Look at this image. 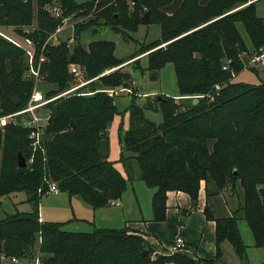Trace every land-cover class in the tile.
<instances>
[{
  "label": "trees",
  "instance_id": "1",
  "mask_svg": "<svg viewBox=\"0 0 264 264\" xmlns=\"http://www.w3.org/2000/svg\"><path fill=\"white\" fill-rule=\"evenodd\" d=\"M34 1L33 13L32 0H0V26L13 27L11 37L41 40L58 23L44 8L50 0ZM57 1L63 15L83 16L91 11L94 17L74 26L70 49L64 42L47 45L40 71L43 81L54 84L55 89L44 95L69 87L70 55L83 77L97 75V81L88 84L93 91L90 95L70 93L47 104L49 117L43 141L34 151L23 127L7 125L0 133V195L23 192L25 201L32 204L29 211L0 219V252L20 258L38 252L42 264H197L170 252L149 259L153 247L126 227L71 232L61 229L59 222L39 221L38 200L47 181L96 208L120 197L125 178L131 179L135 168L137 178L154 189L150 200L153 221L165 217L167 191L188 195L190 207L181 211L183 216L195 208L202 185L203 214L214 222V260H220V243L226 241L245 264L238 220L246 223L254 246H264V83L232 81V77L245 68L239 58L238 49L244 42L237 22L243 25L252 51H264V17L255 14L254 2L230 11L233 5L247 0H132L133 11L127 12L123 1ZM145 11L149 19L141 21ZM33 16L36 29L23 30ZM141 23L158 25L159 35L139 46L128 59L149 50L146 69L150 78H156L161 67L171 63L176 96L201 97L194 104L191 97L185 106L163 95L157 100L159 123L144 116L148 104L138 106L131 99L126 110L127 127L122 130L120 121L116 131L121 173L107 159V129L115 114L120 120L123 114L103 89L124 86L126 76L120 68L100 73L123 60L113 55L111 41L92 40L80 46L75 39L80 30L100 26H109L123 37L118 24L133 31ZM22 71L21 50L0 38V113L24 106L31 81L21 77ZM17 152L24 160L31 157V162L17 167ZM236 184L241 189L237 207L226 215L214 216L208 200L224 190L234 197Z\"/></svg>",
  "mask_w": 264,
  "mask_h": 264
},
{
  "label": "rangeland",
  "instance_id": "2",
  "mask_svg": "<svg viewBox=\"0 0 264 264\" xmlns=\"http://www.w3.org/2000/svg\"><path fill=\"white\" fill-rule=\"evenodd\" d=\"M74 1L80 3L88 0H74ZM107 1L108 4L109 3L115 4L117 1H123L126 7V11L127 12L133 11L132 0H107ZM32 3H33L32 10L34 11L35 1L32 0ZM244 3L245 4L233 5L230 11H233L235 9L242 7L243 5H246L248 3V0ZM254 12L257 16L264 17V0H259L255 3ZM88 13L83 16L76 15L75 18H80L82 19L81 23H85L89 19H93L94 17L93 15H91L92 14L91 11ZM33 19L34 16L32 18V21ZM30 25L27 26L26 28L27 31H31V27L33 26ZM118 27L122 29L123 37L121 34L114 32L109 26H100V27H89L80 30L75 39V42L80 46H85L89 41L92 40H108L113 42L114 45L113 55L117 59L123 60L121 65L125 63L123 64V66L124 65L125 66L120 69V73L126 76L125 81L127 83V84L125 83L124 86L119 85L112 88L116 90V93L112 94L111 97L113 99V103L115 104L117 110L122 114L127 113L126 112L127 107L130 103V100L132 99L134 103L138 106H141L143 104H148L149 106L148 109L144 111V116L147 119L159 123L161 121V114L158 111V102L156 96L163 97V95H165V96L173 97L174 102L176 104H182L185 106L189 105V100L192 96H188L184 98L180 96L174 97L177 94V90H176L173 66L171 63L164 64L163 67H161V69L159 70L156 78H150L149 72L146 69V55L149 50L146 49L140 54L135 53L132 58L128 59V56L134 53L139 48V46L141 45L143 46L144 44H147L158 37L159 35L158 25L156 24L147 25L145 23H141L133 31L127 30L126 28H122L119 24ZM236 27L239 31L242 43L243 41L245 42L244 45L242 44L241 47H239L238 49L239 57L241 56L243 62H246L248 61L249 56L253 52L252 51L253 49L249 50V48L245 46V44L250 45V41L246 31L244 30L243 25L240 22H237ZM10 28H3L2 26V29L0 28V30L5 34L12 36L13 30H11ZM69 32L70 31L68 29L64 30L61 33V39H66ZM163 45L164 44H161L159 46H163ZM72 46L73 44L71 45V47ZM142 55H144L145 57L139 58ZM244 67L245 68L240 73H238V75H236L235 78L236 80L234 79L235 75L232 77V81H242L250 84L264 83V66L254 67V66H249L248 63H246V66ZM116 68L117 66L112 67L110 69L115 70ZM110 69H106L100 74L103 73L106 74L109 71H112ZM94 77H95L94 80L97 81V75ZM69 79H70L69 86H71L75 84L77 80L84 81L90 78L83 77V74L80 70V75H78L77 77L70 76ZM90 82L82 86L80 90L83 92L91 91V89L88 88L89 87L88 84ZM38 89L41 90V92H43L44 94L45 92L54 90L55 85L49 84L48 82H45L42 79L38 84ZM121 89H125V90H121ZM144 93L147 95L151 94V96L141 97V94ZM193 97H197L198 99L201 96L194 95ZM40 112L44 113L46 112V109H42ZM109 136H110V144H112L115 147L114 148L112 146L111 154H117L118 152V150L116 149L117 132L115 134L111 131ZM135 177L136 176H133L131 179L125 178L126 179L125 189L122 192L123 194L121 193V198H120L121 201H123L122 208L124 210V214H123L124 217L121 216L118 208L114 212H111L109 214L103 211L102 210L103 208L97 209L96 212L94 213V211H92L86 204H84L78 196L68 195L65 191H61V190H59L57 194L42 195L39 198L38 200L39 216L44 221L61 222V223L64 222L63 226H65L66 224L65 221L68 218H70L72 215H74L77 216L78 218L83 219L78 223L80 224V226L84 228H86L84 225H86V223L90 222L91 220H93L94 225L99 224L101 226H106V227L112 226L116 228V227H120L121 224H123V220L128 218H130V220H133L135 218L146 219L151 216L150 218L152 219V212L150 206L151 197L148 192L149 190L145 188L142 182H139L141 181L139 178H136L139 180L134 181ZM132 180L133 182L130 183V181ZM48 182H50V180ZM235 192L236 194L231 199L229 198L230 195L227 190L221 191L218 194L219 197L216 198V201L217 204L220 205V208L222 210L225 211L226 205L229 207V209H234L237 207L238 202L241 201V189L238 184H236L235 186ZM235 196H239V198H236ZM223 201H226L227 203L225 204ZM108 207L109 209L115 208L111 206ZM31 208H32V204L25 201V196L23 192H12L6 195H0V219H2L7 214H12L14 212H26L29 211ZM210 208L213 210L214 216L219 215V213H217V211L214 209L213 206H210ZM105 215L106 218L108 217L112 218L111 220L115 222L114 225L107 226L102 222L101 219ZM67 222L70 223V221ZM180 222H185V219L180 218L179 223ZM208 227L209 226H207L204 229L201 237L204 243L203 244L204 250H208V248L212 247V239H210V237H212V232L210 233V237H209ZM237 228L240 234L241 241L245 245V261H246L245 264H264V246L262 247L254 246L252 236L244 220L242 219L238 220ZM62 229L66 231L68 230L65 229L64 227H62ZM37 241L36 243H38ZM160 251H161L160 248L156 247L149 255V259L161 253ZM199 262L201 263L203 261L200 260ZM0 264H7V263L2 261ZM240 264H244L243 261H240Z\"/></svg>",
  "mask_w": 264,
  "mask_h": 264
},
{
  "label": "crops",
  "instance_id": "3",
  "mask_svg": "<svg viewBox=\"0 0 264 264\" xmlns=\"http://www.w3.org/2000/svg\"><path fill=\"white\" fill-rule=\"evenodd\" d=\"M257 1H259V0H252V1H248V2H254V5H255V3ZM34 7L36 8L35 3H34ZM32 8H33V3H32ZM34 19L32 21V24L30 25V26H33V27H31V30L36 29V20H34ZM10 27L11 26H3V28H10ZM0 28L2 29V26H0ZM26 28L27 27H23L22 29L27 30ZM10 29L13 30V27H11ZM245 46L247 48H249V50L252 49L251 44L250 45L245 44ZM142 57H145V56L142 55L139 58H142ZM239 58H240V61L242 62V64L244 66H246L247 61L243 62L241 56ZM123 64H125V63H123ZM123 64L122 65L119 64L117 66V68L121 69L122 67L125 66V65L123 66ZM236 75H238V74H236ZM236 75L234 76V79L236 78ZM49 84H51V83H49ZM52 85H54V84H52ZM142 96L147 97V96H151V94L147 95L144 93V94H141V97ZM174 97H177V96L175 95ZM120 121L122 123L121 124L122 129L124 130L127 127V113L122 115L121 120H120V116L118 114L117 115L115 114L113 116L110 124H109V127L107 129V136H108V157H107V159L112 161L113 165L121 173H123L122 165L117 160L118 156H119V144H118V140H117L118 138L116 139V144H117L116 149L118 150V152H117V154H111V150H112L113 145L110 144V136H109L111 131L116 134L117 125ZM132 173L134 174V176L137 175L135 168L132 169ZM136 178H137V176L134 178V181L139 180ZM132 182H133V180L130 181V183H132ZM139 182H142V184L144 185L143 181H139ZM262 187L264 189V183L262 184ZM145 188L149 190L148 192H149L150 197H151V195L154 192V189L147 187V186H145ZM73 195L78 196L84 204H86L92 211H94V213L96 212L97 209L103 208L102 210L107 212V214H109L111 212H114L118 208L121 216L124 217L123 216L124 210L122 208L123 201H121V199H120L121 195L118 198V201H119L118 206L106 204V205L96 207V208H92L89 204L85 203L79 195H77V194H73ZM218 197H219V195L214 197V198H210L208 200V204L210 206H213L214 209L217 211V213L222 214V215L228 214V212L232 209H229V207L226 205L225 211L222 210L220 208V205H218L217 201H216V198H218ZM235 197L239 198V196H235ZM229 198L231 199L232 197L230 196ZM223 202L225 204L227 203L226 201H223ZM165 205H166L165 217L162 221H153L150 218L151 216L146 218V219L135 218L133 220H130V218H128V219L123 220V224H121L120 227L115 228V227L111 226V225H114V223H115L113 220H111L112 218H110V217L106 218V215H105L102 217L101 220L105 225L111 226V227L101 226L99 224L94 225L93 220L90 219L91 221L86 223V225H84L86 228H84V227L80 226V224L78 223L79 221H81L83 219L72 215L70 218H68L65 221L66 222L65 226H63L64 222H62V223L59 222V223L61 224V229H62V227H64L65 229H68L67 231H71V232H78V231L79 232H89L93 228L120 229V228L126 227L128 229V232L138 234L143 239H145L153 247V249H155L156 247H159L161 250L160 251L161 253L170 252V253L182 254V255H185V256L191 258L197 264L200 263L199 262L200 260L209 261L207 264H240L239 259L233 253L232 248L230 247V245L226 241H222L220 243V250H221L220 260L219 261L214 260V251H215L214 222L212 220H206L204 217V214H203V207L205 205V197H204L202 185L200 186V188L198 190L195 208L191 209L185 215L181 216V211L187 210L190 207V199L186 193H184L182 191H167L166 192V198H165ZM108 206L115 207V208L109 209ZM38 218H39V221H44L39 216V212H38ZM180 218L185 219V222L179 223ZM67 221H70V223H68ZM207 226H209L208 227L209 237H210V233L212 232V237H210V239H212V247L208 248V250H204V247H203L204 243H203L201 237H202L204 229ZM177 235L183 240L184 246L182 248H179V249H174L173 248V243H174L173 241ZM165 264H173V263H165Z\"/></svg>",
  "mask_w": 264,
  "mask_h": 264
},
{
  "label": "built area",
  "instance_id": "4",
  "mask_svg": "<svg viewBox=\"0 0 264 264\" xmlns=\"http://www.w3.org/2000/svg\"><path fill=\"white\" fill-rule=\"evenodd\" d=\"M44 8L50 16L58 19V23L50 32L46 33L41 40L29 36L14 38L0 30V38L7 40L21 50L23 59V71L21 77L31 81V91L24 106L13 112L0 113V133L3 132L4 127L7 125L23 127L27 131V139L32 151L40 147V144L43 141L44 129L49 117V108L47 104L60 96L68 95L70 93L76 95L92 94L93 91L83 92L80 89L82 86L95 79V77H92L84 81L77 80L75 84L51 96H45L43 92L38 89V84L42 80L40 67L46 60L45 49L47 45H57L60 42H64L65 46L70 49L74 42V26L82 22V19L75 18L73 14L63 15L57 0H50L45 4ZM67 29L70 31L68 36L66 39H61V33ZM247 63L249 66L254 67L264 66V51L252 52ZM222 68L225 69V66H222ZM67 72L74 77L80 75L79 67L74 62L70 61L67 65ZM214 87L215 89L218 88L217 85ZM103 91L109 96L116 93V90L112 88L103 89ZM42 109H46V112L41 113L40 111ZM31 160V157H29L25 160V163H30ZM37 191L39 193L41 192L40 189ZM58 192L59 190L55 183L47 181L46 188L41 194H57ZM107 204L118 206L119 202L117 199H110L107 201ZM183 246V240L177 235L174 238L173 248L178 249ZM2 261L8 264H42L38 252H35L32 256L26 258H20L13 255L6 256L3 252H0V263ZM144 264L152 263L149 261Z\"/></svg>",
  "mask_w": 264,
  "mask_h": 264
},
{
  "label": "water",
  "instance_id": "5",
  "mask_svg": "<svg viewBox=\"0 0 264 264\" xmlns=\"http://www.w3.org/2000/svg\"><path fill=\"white\" fill-rule=\"evenodd\" d=\"M148 11H145L144 13H143V16L140 18L141 19V21H146V20H148ZM114 17H116V15H114ZM72 60H73V55H70V57H69V61L70 62H72ZM156 99L157 100H159V99H161L159 96H156ZM197 97H192L191 98V104H194V103H196L197 102ZM70 124L71 125H73V123L72 122H70ZM25 160H24V158H23V156L20 154V152H17L16 153V166L17 167H24L25 166ZM145 250H143L142 252H141V254L142 255H144L145 254Z\"/></svg>",
  "mask_w": 264,
  "mask_h": 264
}]
</instances>
